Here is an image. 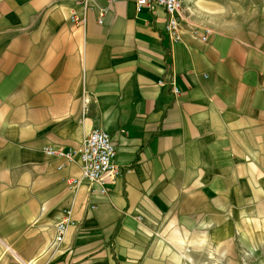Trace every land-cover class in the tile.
I'll use <instances>...</instances> for the list:
<instances>
[{
	"label": "crops",
	"instance_id": "1",
	"mask_svg": "<svg viewBox=\"0 0 264 264\" xmlns=\"http://www.w3.org/2000/svg\"><path fill=\"white\" fill-rule=\"evenodd\" d=\"M99 6L0 0V264H264V0H183L178 44L163 8ZM94 130L125 171L107 194L44 152Z\"/></svg>",
	"mask_w": 264,
	"mask_h": 264
},
{
	"label": "built area",
	"instance_id": "2",
	"mask_svg": "<svg viewBox=\"0 0 264 264\" xmlns=\"http://www.w3.org/2000/svg\"><path fill=\"white\" fill-rule=\"evenodd\" d=\"M77 1L83 7V15L78 16L76 13H73L70 16V21L73 24L81 27L85 26L88 21V15L96 9L99 11L98 23L100 25L104 23L108 7L101 8L99 6L100 0ZM105 1L108 3V6L116 2V0ZM159 7L165 9L167 13L168 20L166 21L165 31L168 38L174 44L180 43L182 41V28L178 17L183 9V0H137L136 9L138 13ZM211 34V30H205V35L201 38L202 42L206 43ZM160 84L164 85V82H160ZM170 86L175 96L181 95V91L174 81L170 83ZM44 152L47 156L61 159L66 164H72L79 158L81 162V179H74L71 183L77 185L82 180L91 185L98 184L101 186L104 194L109 192L107 185L114 184L125 172L123 168L115 163L117 150L111 136L100 130L92 131L78 151L47 147L44 149ZM93 209H96V207H93ZM69 215L70 213L67 214V218L60 221L56 226V243H62L66 237L68 228L72 224ZM138 220L142 221V218H138ZM244 264L247 263L244 262Z\"/></svg>",
	"mask_w": 264,
	"mask_h": 264
},
{
	"label": "rangeland",
	"instance_id": "3",
	"mask_svg": "<svg viewBox=\"0 0 264 264\" xmlns=\"http://www.w3.org/2000/svg\"><path fill=\"white\" fill-rule=\"evenodd\" d=\"M211 252H205L204 250L200 252V259L205 264H251L255 260L256 253L251 251H240L233 252V256L230 254H225L222 250H213Z\"/></svg>",
	"mask_w": 264,
	"mask_h": 264
}]
</instances>
